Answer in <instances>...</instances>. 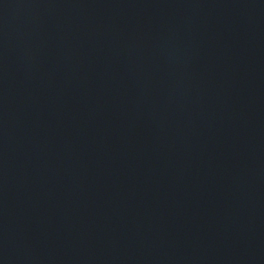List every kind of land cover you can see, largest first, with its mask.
I'll return each instance as SVG.
<instances>
[{
    "label": "water",
    "instance_id": "1",
    "mask_svg": "<svg viewBox=\"0 0 264 264\" xmlns=\"http://www.w3.org/2000/svg\"><path fill=\"white\" fill-rule=\"evenodd\" d=\"M0 264H264V0H0Z\"/></svg>",
    "mask_w": 264,
    "mask_h": 264
}]
</instances>
